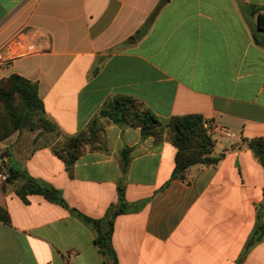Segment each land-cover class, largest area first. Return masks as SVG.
<instances>
[{
    "label": "crops",
    "instance_id": "crops-1",
    "mask_svg": "<svg viewBox=\"0 0 264 264\" xmlns=\"http://www.w3.org/2000/svg\"><path fill=\"white\" fill-rule=\"evenodd\" d=\"M263 14L264 0H0V80L36 82L56 127L0 143V264H108L69 209L104 218L120 183L129 208L113 221L118 264H264V230L249 245L264 227V169L248 148L264 137ZM121 96L232 137L214 141L215 164L173 179L175 147L109 125L107 151L85 153L69 175L55 144ZM13 173L51 186L68 209L36 194L24 202Z\"/></svg>",
    "mask_w": 264,
    "mask_h": 264
},
{
    "label": "trees",
    "instance_id": "trees-1",
    "mask_svg": "<svg viewBox=\"0 0 264 264\" xmlns=\"http://www.w3.org/2000/svg\"><path fill=\"white\" fill-rule=\"evenodd\" d=\"M256 25L264 37V14L258 15ZM205 123L207 122L203 117L196 114L173 116L161 121L142 102L126 96L116 97L108 100L83 130L73 136L64 137L58 147L53 149V154L65 164L68 174L71 175L74 163L85 153L107 151L106 126L139 128L142 139L152 138L156 146L167 141L175 147V168L172 178H182L184 171L191 166L212 165L217 162V159L211 157L214 142L203 127ZM24 130L47 133L56 131V127L45 115L37 83L18 75H10L0 80V143ZM248 148L264 169V137L249 141ZM129 153L128 148H124L120 153L122 172H126L128 168ZM16 175L24 181L17 190L18 196L24 202L27 195L36 194L48 202L68 209L61 194L51 186L24 174ZM117 196V203L107 209L102 219H92L69 209L73 216L92 230L94 245L108 264H118L111 243L114 218L124 214L129 208L124 199V187L121 183L117 186ZM263 230L264 227L258 224L253 233V241L249 245L258 242Z\"/></svg>",
    "mask_w": 264,
    "mask_h": 264
},
{
    "label": "built area",
    "instance_id": "built-area-1",
    "mask_svg": "<svg viewBox=\"0 0 264 264\" xmlns=\"http://www.w3.org/2000/svg\"><path fill=\"white\" fill-rule=\"evenodd\" d=\"M203 127L213 142L217 139L218 136L223 137V138H231L232 137L230 132H228L226 129H224L222 127L212 125V124H208V123H205ZM1 168H2V170L0 172V181L6 182L7 176L5 175V172H4V166H2Z\"/></svg>",
    "mask_w": 264,
    "mask_h": 264
},
{
    "label": "rangeland",
    "instance_id": "rangeland-1",
    "mask_svg": "<svg viewBox=\"0 0 264 264\" xmlns=\"http://www.w3.org/2000/svg\"><path fill=\"white\" fill-rule=\"evenodd\" d=\"M25 132H27V133H31V134H37V135H40V136H44L45 134H49L50 132H47V133H40L38 130H36V131H34V132H28V131H22V132H19L18 134H15L13 137H11L10 139H8L7 141H4V142H8V141H13V139H14V137L16 136H20L21 134H23V133H25ZM51 135V134H50ZM52 136V135H51ZM64 138H59V140H58V142L55 144V146H54V148H56V147H58V144L63 140ZM4 142H2V143H4Z\"/></svg>",
    "mask_w": 264,
    "mask_h": 264
}]
</instances>
